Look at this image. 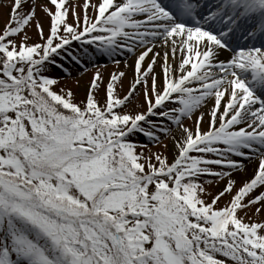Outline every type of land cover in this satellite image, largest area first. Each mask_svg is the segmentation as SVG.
<instances>
[{
	"label": "rangeland",
	"instance_id": "374dc122",
	"mask_svg": "<svg viewBox=\"0 0 264 264\" xmlns=\"http://www.w3.org/2000/svg\"><path fill=\"white\" fill-rule=\"evenodd\" d=\"M103 2L0 0V42L5 45L1 51L14 54L17 59L15 63L11 55L0 62V184L2 180L6 181L4 178H12L14 174L24 178L19 183L24 192L19 189L14 193V190L9 191L11 196L18 197L14 203L16 213L35 221L36 229L44 233L47 239L60 240L62 252L72 260L69 264H77L80 261L79 255L84 251L85 242L80 241L78 246L76 243L78 231L82 238L91 240L92 254L97 255L84 257L83 260L88 259V264H130L132 261L136 264H264V250L249 248L236 232L217 240L208 235L203 236L205 231L201 233L196 228L207 223L205 218H194L193 215L199 209H207L205 213L209 209L216 210L223 214L222 225L228 226L230 221L248 227L260 223L259 233L253 232L251 237L257 244H264V240H261L264 235V193H257L264 183L263 179L241 180L237 178L233 168H218L216 172L219 175L209 176L208 170L213 168L206 162L211 161L213 151H199L196 147L200 138H204L220 119L213 123L203 109L204 102H201L200 97L193 96V86L197 83H184L180 86L177 83L183 76L174 80L172 72L159 76L151 65L143 67L139 63H130L132 54L124 52L122 43L119 42L122 26L126 31L124 10L120 2L106 11V21L101 22L113 23L115 27H121V32L111 34L105 41L98 38L83 41L77 47L76 54L72 55L78 63L67 70L50 63L38 62L40 49L50 38L48 32L54 12L51 4L56 12L62 11V19L58 25L60 34L61 31L68 32L67 26H71L82 13L100 14ZM5 30L8 34L1 38ZM95 42H103L104 45L100 47ZM105 56L108 57L107 60L103 59ZM32 63L35 65L32 69L37 68L36 73L44 79L43 89L49 94L51 92L54 100L79 111L77 119L63 123L41 105L40 96L49 94L43 89H37L36 93L34 85L29 84L24 75L27 65ZM2 70L12 71L18 81L9 82L2 75ZM125 93L128 94L126 98ZM161 94L165 99L180 94L174 102L161 107L164 111L175 108L172 113H167L172 114L165 118L168 124L155 125L152 131L157 137L151 141L131 135L124 139L121 147H117L114 140L118 133L128 126L130 120L143 112L148 113L146 104L154 95L158 97ZM84 112L88 117L112 114L104 118L106 121L101 120L105 124L100 128L104 135L98 134L97 129L90 133L83 126L82 117H86ZM177 128L183 130L188 138L193 134L195 136L174 156L169 139ZM58 131L67 136V142L69 138L72 142L73 137L84 138V133H89L90 137L82 140L94 147L95 154L91 153L87 163L81 159L75 160L74 165L65 167L59 164L50 166L47 163L49 171L33 173L19 153L25 155L33 151L41 156L42 146L54 151L59 144L46 139L57 137ZM201 145L207 148L209 146L206 143ZM189 150L187 157L183 159L187 165L175 166L178 173L171 170L169 167L180 154ZM124 152L142 170L137 174L145 173L138 186L146 191L147 196L142 194L143 201L137 202L139 188L126 186V182L130 183L127 180L131 176L126 174L127 169L124 168L128 163L124 164L119 160ZM218 158L220 163L223 162L222 156ZM189 168L206 172L204 175H193L180 184L173 180L174 177L178 178L180 171L186 172ZM155 182L159 184V192L155 191ZM180 197L185 200L186 205H190L189 209L182 210L181 205H177ZM64 198H70L75 205L64 206ZM33 201H37L40 208H63L65 216L61 211L57 219L52 212L39 215L37 210L31 209ZM93 213H97V216L91 218ZM106 215H109V219ZM112 220L115 222L112 223ZM134 220L138 228L133 231L131 227L132 231H128ZM99 222L109 226V229L98 224ZM111 230H118L122 238L130 241L129 253L136 256L135 261L127 258L129 253L124 252L122 243ZM55 233L57 234L53 235ZM172 233L183 239L182 249H174ZM154 237L155 257L145 255L148 250L143 254L151 246ZM195 253H201L215 263L200 260ZM58 264L65 262L62 260Z\"/></svg>",
	"mask_w": 264,
	"mask_h": 264
},
{
	"label": "bare ground",
	"instance_id": "6f19581e",
	"mask_svg": "<svg viewBox=\"0 0 264 264\" xmlns=\"http://www.w3.org/2000/svg\"><path fill=\"white\" fill-rule=\"evenodd\" d=\"M119 1L105 0V9L115 7ZM156 1L128 0L126 6L130 7L124 10L129 14L125 17V40L133 43L124 46L132 53L130 63L151 65L159 76L172 72L174 80L183 76L182 82L196 79L206 114L215 115L217 120L221 112L223 119L232 124L223 139L238 138L241 142L234 163L238 167L237 178L250 180L264 176V116L258 117L260 122L256 117L251 118L254 121L245 116L238 119L243 112L257 115L264 109V55L252 48L263 43L260 29L264 21L258 18L259 5L250 10L252 0H203L199 12L206 13L215 6L213 13L205 14V28L224 29L219 37H212L203 30L192 31L175 24L172 15L164 12ZM212 2L215 5L210 7ZM251 30V35L256 37H248L237 46L238 49L251 47L244 52L230 53L220 42L228 38L235 46V41ZM251 101H256L258 108L249 109ZM194 136L188 138L180 128L174 130L169 139L171 153L175 156ZM256 154H260L257 159ZM257 193H264V184Z\"/></svg>",
	"mask_w": 264,
	"mask_h": 264
},
{
	"label": "trees",
	"instance_id": "16d2710c",
	"mask_svg": "<svg viewBox=\"0 0 264 264\" xmlns=\"http://www.w3.org/2000/svg\"><path fill=\"white\" fill-rule=\"evenodd\" d=\"M0 54L3 55L2 57H0V62L5 60V58H8L9 56L11 57V55H12V54L10 55L9 53L5 52V50L0 51ZM4 72H5V70L1 71L2 75L4 74ZM27 82L29 84L34 85V91H36V93H38L37 89H43L44 88L43 83H41V82L37 83V82L33 81V79L31 81H27ZM1 84L2 83L0 82V85ZM34 91H33V93H34ZM44 91L47 93L46 90H44ZM47 94H49V93H47ZM50 94H52V93L50 92ZM50 94H49V96H42V95L40 96L41 105H43V107L46 108V110H49V112L52 115H55L56 117H58L59 121H63V123L75 120L76 116L79 115V111L77 112L73 108L65 106L62 102L59 103L57 100H54V96H52ZM84 114H86V117H82L83 122H84L83 126L86 127L90 133L92 130L97 129L99 131L98 134L104 135V132L100 131V128L103 125H105V124H103V122L101 120L106 121V119H104L106 116L105 115L102 116V114H101V115H97V116H93V117H88L86 112H84ZM66 125H69V124H66ZM56 135H57V137H55V138H47L46 139V141L50 140V142H52V143L59 144L55 147L54 151H49L45 147L43 148V146H42L41 147V156L39 154H34L33 151L31 153L29 152L30 154L26 153L25 155L22 153H19L21 158L30 165L31 168H29V169L33 173L34 172L44 173L45 171H49L50 169H47L48 168L47 163L50 166H55L56 164H59V165L65 167L68 165H71V166L74 165L75 160L79 161L81 159L82 162L87 163V160L90 159L89 158L90 156H88L86 154L88 147H84V146L80 145V141L84 142V140H82V139H84L85 137L88 139L90 137L89 133L85 132L84 138L83 137L81 138L80 136H78L77 138L73 137L72 142H70L71 138H69L68 142H67L66 141L67 136L64 133H62V135H61L60 131H58L56 133ZM17 151H19V150H17ZM119 160L121 162H123L124 164L128 163V166L124 167L125 169L128 170V171L126 170L127 175L131 174V177H132V176H136V174L138 172L139 173L142 172V170H140L139 166H137L134 163V161L132 159H130L128 154H125V152L122 153V156L119 158ZM47 161H49V162H47ZM76 167H77V165H76ZM135 172H136V174H134ZM54 174H56V173H54ZM75 175H77V174H75ZM9 179H11V181H9ZM21 179L24 180L23 177H16V175L14 174L12 178H10L9 176H7V178H4V180H6V181L2 180V183L0 184V210L3 211L5 214H9L13 210L14 211L13 216L15 217V220L17 219L19 222H21L20 226L22 228H26V227L30 228V231H32V233H33V237H37L39 235V231L36 229L37 225H36L35 221L31 220L27 216L21 217L16 213V211L14 209V203L17 201L15 199H18V197L11 196L9 194L10 190H14L13 193L15 191H17L18 189L21 191L24 190L23 187L20 186V184H19ZM142 193H144V192H142ZM164 195H166V193ZM54 196H55V194L53 195V197ZM168 196H169V194H168ZM9 197H13V198H9ZM140 199H142V197H140ZM62 204L64 206L75 205L73 203V201H71L70 198H69V200L64 198V200H62ZM177 205H181L182 207H186L185 200L180 197V200L178 201ZM49 208H50L49 206L40 208V204L37 201H33L32 206H31V209L34 211L37 210L39 215H42V213L46 214L48 212H52L54 217L57 219L60 216L59 211H61V214H63L65 216V210L63 208H60L61 210L58 209L56 206L54 208L55 210H51ZM182 210H185V208H182ZM55 212H58V213H55ZM124 213H126V212H124ZM90 216L91 217L97 216V213H93ZM193 216L196 217L195 214ZM106 217L109 219V215H106ZM184 218L187 219L186 216ZM5 219H7V218L5 217ZM27 221H29V222H27ZM113 222H115V221L112 220V223ZM3 225L8 226V222L6 221ZM201 229H202V227H201ZM198 230H200L199 227H198ZM4 231H5V233L9 232V231H7V229H4ZM43 241L46 242L48 245L54 244V243H52V241H50V239H47L44 237H43ZM80 241L85 242V246H84L83 253H81L79 255L80 261L77 262V264H88L87 263L88 259L83 260V258L88 257L89 255H94V254H92V248H91L92 242L88 238H82L80 231H78L77 241H76L77 246L79 245ZM125 244L128 248H130V244L128 241H126ZM53 246H54L53 248L57 251V253L60 255V257L63 259V261L65 263L69 264L72 262V260H70L68 256L64 255V253L62 252V249L59 245L54 244ZM49 247H51V246H49ZM202 259L208 260L209 262L211 260L207 257L202 258Z\"/></svg>",
	"mask_w": 264,
	"mask_h": 264
},
{
	"label": "water",
	"instance_id": "95a60500",
	"mask_svg": "<svg viewBox=\"0 0 264 264\" xmlns=\"http://www.w3.org/2000/svg\"><path fill=\"white\" fill-rule=\"evenodd\" d=\"M171 237L174 239L175 248H181L182 247V241L177 238L176 234H172Z\"/></svg>",
	"mask_w": 264,
	"mask_h": 264
}]
</instances>
